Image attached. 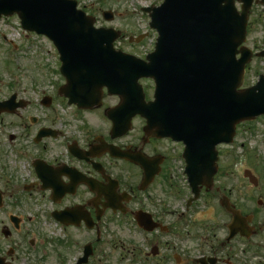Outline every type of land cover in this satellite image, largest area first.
<instances>
[{"label": "flooded vegetation", "instance_id": "flooded-vegetation-1", "mask_svg": "<svg viewBox=\"0 0 264 264\" xmlns=\"http://www.w3.org/2000/svg\"><path fill=\"white\" fill-rule=\"evenodd\" d=\"M262 2L253 0L249 13L247 46L255 57L264 51V39L259 47L250 33L258 15L255 25L264 30ZM29 109L30 102L0 114V264L253 263L238 259V252L264 259L258 211L239 208L216 182L190 202L185 145L159 135L161 124L148 134L146 120L136 116L132 129L114 138L111 122L98 110L72 107L55 121L57 113L43 118ZM253 123L264 129V115ZM107 145L120 156L105 151ZM218 194L217 210L202 208L203 198ZM238 211L250 237L231 235ZM206 218L211 223L204 224ZM240 245L245 249L238 251Z\"/></svg>", "mask_w": 264, "mask_h": 264}, {"label": "water", "instance_id": "water-1", "mask_svg": "<svg viewBox=\"0 0 264 264\" xmlns=\"http://www.w3.org/2000/svg\"><path fill=\"white\" fill-rule=\"evenodd\" d=\"M147 11H153L152 25L160 37L156 51L148 56L149 63L135 65L113 49L119 32L94 28V19L77 11L75 2L0 0V18L17 13L25 29L44 34L55 43L63 62L61 71L68 78L63 92L70 103L80 108L100 106L104 85L110 94L120 95L122 103L128 101L125 106L140 99L138 104L147 108L143 113L150 123L151 107L144 104L142 93L130 87L134 81L126 75L154 77L160 97L183 100L184 116L189 120L175 119L180 126L182 123L184 139L190 148L195 147L194 154L205 155L208 166L212 155H217L216 144L231 142L236 125L260 113L261 106L252 108L245 91H238L248 62L245 48L240 50L242 58L236 59L238 47L245 39L247 9L237 13L233 0H165L160 8ZM105 17L111 19L112 15L105 13ZM128 65L135 66L125 74ZM77 82L101 85L91 88V96L75 97L68 91ZM10 104L0 102V112L7 111ZM203 117L211 119L206 129L211 133L200 136L202 127L193 123L202 124ZM216 171L209 167L200 178L191 170L190 176L195 185H210Z\"/></svg>", "mask_w": 264, "mask_h": 264}, {"label": "rangeland", "instance_id": "rangeland-1", "mask_svg": "<svg viewBox=\"0 0 264 264\" xmlns=\"http://www.w3.org/2000/svg\"><path fill=\"white\" fill-rule=\"evenodd\" d=\"M77 1L81 9L96 18L97 26L114 28L121 32L122 37L116 42L119 49L141 58L154 49L157 33L150 28L149 15L142 9L159 6L163 0ZM105 11L114 14L112 21L105 20L103 17ZM249 19L250 15L248 29ZM258 19L262 20L260 15L253 17L254 25L250 33L254 43L260 47V40L264 39V30L255 25ZM143 34H146L145 38L136 40ZM130 38L135 43L130 42ZM57 60L58 54L51 42L42 36L24 31L16 15L0 19V101L9 98L12 86H16L19 95L31 103L30 115L44 118L49 117L54 111L55 114L57 113L54 117L55 121L62 120L71 110L64 109V104L57 94V85L62 82L57 73ZM258 70L264 72V67L259 62L256 64L251 61L247 64L242 88L248 87L255 80L254 72ZM43 89H47L45 95L51 96L54 100L53 107L56 109L53 111H42L40 107V102L45 96L40 93ZM114 104L116 102L112 98L105 100L106 106ZM5 121L8 122L10 119ZM75 124L76 122L71 119L72 130L75 129ZM237 131L239 134L235 138L236 150H232L229 145H221L217 148L219 170L215 182L220 194L231 196L239 208L245 211H258L256 222L260 232L257 240L263 247L261 250H264V129L255 123L242 122L237 125ZM1 139L5 142L3 138ZM246 170L257 178L256 186L245 175ZM220 194L213 199L203 198L200 201L202 208L217 210L216 203L219 202ZM207 218L204 224L211 223ZM237 249L242 251L245 248L240 245ZM245 257L238 252V259L251 261L252 264L264 262V259H254L253 256H250L249 260ZM260 264L264 263L260 262Z\"/></svg>", "mask_w": 264, "mask_h": 264}]
</instances>
